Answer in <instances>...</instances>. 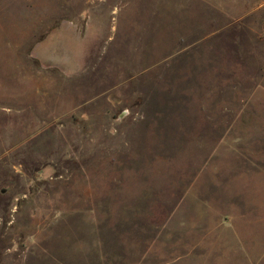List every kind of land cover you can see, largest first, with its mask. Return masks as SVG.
Returning a JSON list of instances; mask_svg holds the SVG:
<instances>
[{"label": "rangeland", "instance_id": "rangeland-1", "mask_svg": "<svg viewBox=\"0 0 264 264\" xmlns=\"http://www.w3.org/2000/svg\"><path fill=\"white\" fill-rule=\"evenodd\" d=\"M0 264H264V0H0Z\"/></svg>", "mask_w": 264, "mask_h": 264}]
</instances>
